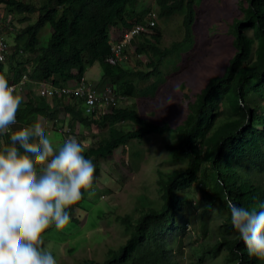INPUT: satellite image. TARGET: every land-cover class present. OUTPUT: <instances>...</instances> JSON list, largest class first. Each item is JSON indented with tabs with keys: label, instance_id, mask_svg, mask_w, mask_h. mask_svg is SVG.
<instances>
[{
	"label": "trees",
	"instance_id": "trees-1",
	"mask_svg": "<svg viewBox=\"0 0 264 264\" xmlns=\"http://www.w3.org/2000/svg\"><path fill=\"white\" fill-rule=\"evenodd\" d=\"M200 1L154 0V7L138 11L139 0H0L4 17L11 15L14 26L7 32L13 37L8 57L14 70L12 79L23 74L30 79L25 95H21L20 122L32 124L40 115L39 123L42 116L45 126L63 112L60 124L72 130L104 125L107 133L97 145L85 146L80 136L77 138L86 158L96 165L95 177L101 172V161L116 148L152 134L168 136L165 147L172 158L187 162L183 168L157 169L159 199L144 193L137 199L134 213L117 215V220L126 224V240L109 247L104 258H85L79 264H185L178 251L183 252L186 241L187 210L198 203L189 194L198 185L204 188L209 205L204 206L202 220H208L207 209L213 211L216 203L223 215L216 226L220 236L207 251L217 255L225 249L227 264H264L247 254L230 224L226 206L228 199L248 208L264 202V0H245L243 15L231 23L236 49L222 72L209 76L200 87L195 73L180 80L177 89L188 100L180 120L158 122L143 115L135 101L155 96L169 77L174 79L187 68ZM153 12L156 25L152 32L140 33L128 45L130 48L136 42L135 52L147 58L145 68L128 66L130 58L117 64L107 62L112 48L110 29L128 30L144 23ZM178 14L183 19L184 36L163 45L158 20ZM48 25L51 32L43 44L42 31ZM24 55V60L18 58ZM96 62L115 91L131 102H120L110 112L86 113L75 96L40 95L41 82L64 86L80 79ZM148 80L151 82L140 85ZM6 142L8 136L0 137V144ZM83 200L72 207L74 222L80 219L73 216L76 210L85 208Z\"/></svg>",
	"mask_w": 264,
	"mask_h": 264
},
{
	"label": "rangeland",
	"instance_id": "rangeland-1",
	"mask_svg": "<svg viewBox=\"0 0 264 264\" xmlns=\"http://www.w3.org/2000/svg\"><path fill=\"white\" fill-rule=\"evenodd\" d=\"M244 5L245 0H222L221 2L202 0L198 3V24L193 29L195 41L193 51H190L188 56L187 68L178 73L174 79L169 77L167 84L155 96L135 99L143 115L150 116L158 122L167 120L170 123L173 119L180 120L183 117L188 100L186 96L181 95L177 85L180 80L195 73L198 76L195 81L200 87V84L209 76L224 70L236 49L230 26L237 16L243 15L242 6ZM151 6H155L154 0H139L136 8L138 11H144L147 8L150 9ZM182 20L179 14L167 20L159 18L158 25L163 32V45H168L175 39H182L185 33ZM50 32L49 25L43 29V44L47 43ZM118 36L119 34L113 39L119 38ZM8 39L13 44V37L8 35ZM134 43L128 49L130 55L128 66L143 69L147 58L135 52ZM18 58L24 60L25 55ZM11 62L8 58L4 64L6 69L8 67L13 69ZM85 74L89 81L96 82L99 87L111 83L103 76L99 62L89 66ZM149 82L151 81H142L140 85L143 86ZM126 100L132 101L131 98ZM63 114L62 112L59 115V123L62 122ZM40 119L43 126L42 116ZM49 129H54L52 124L47 125L46 130L49 131ZM125 129L128 128L125 127ZM80 130L83 135L76 134V136H80L81 142L88 147L97 145L107 133L104 125H85L81 126ZM48 131L46 134L52 139L54 145L62 143L61 134ZM166 141H168V136L153 134L142 140L134 139L120 145L114 150L113 155L101 161V172L96 176L94 183L95 195L91 198L85 196L81 202L85 208L76 210L73 214L74 217L80 218L78 222H74L71 217L63 229L57 230L53 226L44 235L45 244L56 258L57 264H79L85 258H104L109 247L118 246L126 240V224L118 221L117 215H123L126 212L134 213V205L144 193L148 194L150 199H159L155 180L157 169L168 171L187 166L186 159L172 158L171 153L165 147ZM135 151H138L139 155H135ZM189 195L194 202L198 201V203L187 210L186 217L189 219V224L185 230L186 241L183 245V252L178 251L179 257L183 258L185 264H196L197 262L199 264H227L225 249L220 250L217 255H211V252L207 251L220 236L216 226L223 219V215L217 210L218 203L214 204L213 211L212 208L207 209L210 217L205 221L202 220V214L204 206L208 205V198L204 188L199 185L195 186ZM201 254L203 256L206 254V256L201 257Z\"/></svg>",
	"mask_w": 264,
	"mask_h": 264
},
{
	"label": "clouds",
	"instance_id": "clouds-1",
	"mask_svg": "<svg viewBox=\"0 0 264 264\" xmlns=\"http://www.w3.org/2000/svg\"><path fill=\"white\" fill-rule=\"evenodd\" d=\"M22 100L0 75V137H9L0 144V264H57L44 235L63 229L72 207L95 195L96 165L79 132L54 145L38 122L13 128ZM49 124L57 131L54 120ZM226 206L247 254L264 261V202L248 208L228 199Z\"/></svg>",
	"mask_w": 264,
	"mask_h": 264
},
{
	"label": "built area",
	"instance_id": "built-area-1",
	"mask_svg": "<svg viewBox=\"0 0 264 264\" xmlns=\"http://www.w3.org/2000/svg\"><path fill=\"white\" fill-rule=\"evenodd\" d=\"M152 17L147 18L144 23H137L128 30L120 32L119 38L112 40V48L109 55L106 57V61L111 64H117L119 62H128L130 55L128 49L135 36L142 32H152L156 25V13L153 12ZM11 15L4 17L3 12L0 9V75H3L2 64L5 63L12 52V45L8 39V31L13 30L14 26L10 22ZM11 85L16 89V93L24 96L30 79L26 74H23L18 80H8ZM40 95L48 98L52 97H70L75 96L80 99L86 113H92L96 110L102 112H110L114 106L122 102L124 99H128L125 95L118 94L111 84H106L103 87H99L96 82L88 80L86 74L80 79L71 80L64 86L53 85L51 82H41L39 87ZM38 118V116H37ZM60 118H55L57 132L61 133L63 140L68 137H75V134L79 132L80 128H74L59 123ZM38 122L36 118L33 120ZM32 123V124H33ZM26 122H20L17 117V126L25 127L30 126ZM14 125V126H16ZM12 126V127H14Z\"/></svg>",
	"mask_w": 264,
	"mask_h": 264
},
{
	"label": "crops",
	"instance_id": "crops-1",
	"mask_svg": "<svg viewBox=\"0 0 264 264\" xmlns=\"http://www.w3.org/2000/svg\"><path fill=\"white\" fill-rule=\"evenodd\" d=\"M113 28H111L110 29V36H111V38H112V40H113V38H115V36H117L118 34L120 35V32H116V31H114V29L112 30ZM119 37V36H118ZM3 76H5L8 80H10V79H12L13 77H14V70L12 69L11 70V67H8V69H6V67H5V65H4V68H3ZM35 117H37V116H35ZM37 120H39V119H37ZM44 120L46 121V119L44 118ZM49 124V122L46 124V125H48ZM45 125V126H46ZM44 126V124H43V127L45 128V130H46V127ZM48 130H46V132H47ZM52 131H54L55 132V130L53 129V130H51V129H49V131L48 132H52ZM57 132V131H56ZM57 134L59 135V134H61V133H59V132H57ZM63 136H62V134H61V137H60V139L63 141Z\"/></svg>",
	"mask_w": 264,
	"mask_h": 264
}]
</instances>
